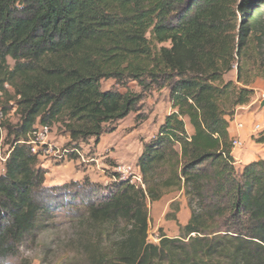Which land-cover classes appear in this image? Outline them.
Listing matches in <instances>:
<instances>
[{
  "label": "trees",
  "instance_id": "16d2710c",
  "mask_svg": "<svg viewBox=\"0 0 264 264\" xmlns=\"http://www.w3.org/2000/svg\"><path fill=\"white\" fill-rule=\"evenodd\" d=\"M263 15L264 0H0L5 109L20 96L18 121L0 131L11 150L0 174V264L46 226L51 191L26 143L32 131L60 123L72 142L98 144L154 89H168L172 112L138 159L145 188L120 182L86 203L97 239L124 222L109 249L88 245L89 264H264V159L238 163L229 133L255 94L244 68L253 37L264 40ZM235 67L237 81L227 80ZM104 79L141 91L103 90ZM172 186L186 191L190 218L179 237L152 243L147 199Z\"/></svg>",
  "mask_w": 264,
  "mask_h": 264
},
{
  "label": "rangeland",
  "instance_id": "374dc122",
  "mask_svg": "<svg viewBox=\"0 0 264 264\" xmlns=\"http://www.w3.org/2000/svg\"><path fill=\"white\" fill-rule=\"evenodd\" d=\"M261 25L264 29V15ZM253 38L254 42L245 60L244 79L248 80V86L254 89L255 94L249 104L236 108L230 128L236 134L239 130L236 122H242L244 128L241 130L246 128L251 132V145L254 149L239 137L244 144L242 148H236L238 154L250 150L258 158H264V145L256 142L264 133V107L261 106L264 99V40L260 42L257 36ZM10 63L13 64L11 59ZM226 79L237 81L236 67L226 75ZM102 88L118 89L121 92L141 91L134 81L117 84L114 79L102 80ZM171 112L168 89L148 91L142 94L135 111L105 126L100 143L97 144L94 138L77 142L85 158L94 157L96 161L83 163L77 156L57 163L53 160L40 161H49L45 165H50L45 186L51 191V196L45 200L48 212L42 219L46 226L38 229L35 236L26 241L19 256L10 258L4 264H89L91 245H98L101 241V248L107 250L118 241L124 232V222L99 240L92 224L86 220V203L107 198L117 189L115 175L118 165H138L144 145L155 139L160 125ZM10 120L12 122L6 123H16L18 116ZM255 124H260L259 130H253ZM187 129L192 132L190 124H187ZM50 138L60 146L76 144L60 123L51 126ZM8 147V144L1 143L0 152L3 154ZM255 156L252 158L255 159ZM3 172L0 164V174ZM158 192L161 193L158 199H147L150 219L148 239L156 244L161 234L171 238L179 237L191 215L189 197L183 188L159 187ZM168 213L175 214L176 219L168 218ZM106 227L104 229L110 226Z\"/></svg>",
  "mask_w": 264,
  "mask_h": 264
},
{
  "label": "built area",
  "instance_id": "2783aa9c",
  "mask_svg": "<svg viewBox=\"0 0 264 264\" xmlns=\"http://www.w3.org/2000/svg\"><path fill=\"white\" fill-rule=\"evenodd\" d=\"M20 96H16V98L10 100L7 103V108L4 107V94L0 92V131L3 134V123L7 119H12L17 114L18 111V102L17 100ZM237 129L244 128V124L242 122H236ZM260 124H255L253 130H259ZM51 127L45 125H38L30 134L28 140L26 141L27 145L30 147L31 152L36 155L39 161L43 160H53L57 162H63L68 160L71 155H77V158L81 159L83 163H89L92 161H96L94 157L85 158L82 154V150L77 146V143L70 146H60L57 143H54L51 140ZM2 139V138H1ZM233 147L234 148H242L243 141L236 137L233 139ZM11 150H8L5 153L0 152V164L5 168V163L8 160ZM116 181L120 182H129L136 187L145 188L143 182V175L141 173V169L139 165H129V164H121L116 168Z\"/></svg>",
  "mask_w": 264,
  "mask_h": 264
},
{
  "label": "crops",
  "instance_id": "0c3cea01",
  "mask_svg": "<svg viewBox=\"0 0 264 264\" xmlns=\"http://www.w3.org/2000/svg\"><path fill=\"white\" fill-rule=\"evenodd\" d=\"M229 133L232 137H236V136L240 137L242 140L246 141L247 144H249L251 149H254L253 145H251L252 141H251L250 129L245 128L244 131L239 129L236 134H233V132L231 131V128H229ZM261 145H264V144H261ZM233 155H234L235 159L238 161V163H241V164H246V163H249L253 160L259 159L258 156H255L254 153L251 152L250 150L246 151V152L244 151L242 154L241 153L238 154L236 152V148H234L233 149ZM254 156L256 157L255 159L252 158ZM45 164H49V161H46L44 163H40V165L43 166V168L47 170V168L50 165H45Z\"/></svg>",
  "mask_w": 264,
  "mask_h": 264
},
{
  "label": "water",
  "instance_id": "95a60500",
  "mask_svg": "<svg viewBox=\"0 0 264 264\" xmlns=\"http://www.w3.org/2000/svg\"><path fill=\"white\" fill-rule=\"evenodd\" d=\"M261 106L264 107V99L261 101Z\"/></svg>",
  "mask_w": 264,
  "mask_h": 264
}]
</instances>
